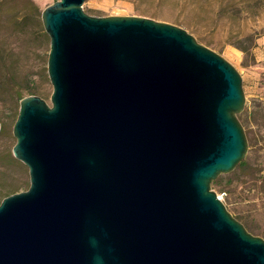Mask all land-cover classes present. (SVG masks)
<instances>
[{
  "label": "water",
  "instance_id": "obj_1",
  "mask_svg": "<svg viewBox=\"0 0 264 264\" xmlns=\"http://www.w3.org/2000/svg\"><path fill=\"white\" fill-rule=\"evenodd\" d=\"M86 1L41 15L53 91L20 101L30 186L0 203V264H264L211 190L247 152L239 73L181 28Z\"/></svg>",
  "mask_w": 264,
  "mask_h": 264
},
{
  "label": "rangeland",
  "instance_id": "obj_2",
  "mask_svg": "<svg viewBox=\"0 0 264 264\" xmlns=\"http://www.w3.org/2000/svg\"><path fill=\"white\" fill-rule=\"evenodd\" d=\"M57 0H0V203L30 186L28 168L13 156L20 101L37 96L50 105V39L41 15ZM96 18L141 17L185 30L233 66L245 97L237 115L248 147L244 160L211 184L227 211L264 240V0H87Z\"/></svg>",
  "mask_w": 264,
  "mask_h": 264
},
{
  "label": "trees",
  "instance_id": "obj_3",
  "mask_svg": "<svg viewBox=\"0 0 264 264\" xmlns=\"http://www.w3.org/2000/svg\"><path fill=\"white\" fill-rule=\"evenodd\" d=\"M22 100V99H21ZM246 166V163L245 162H241L240 164H239V168L242 170L244 167ZM218 184V181H215L214 182V185H217Z\"/></svg>",
  "mask_w": 264,
  "mask_h": 264
}]
</instances>
